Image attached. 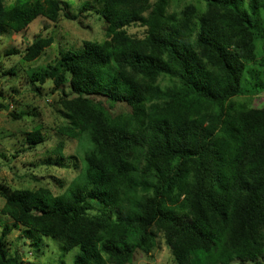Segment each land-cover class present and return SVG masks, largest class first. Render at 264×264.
Here are the masks:
<instances>
[{"label": "trees", "instance_id": "16d2710c", "mask_svg": "<svg viewBox=\"0 0 264 264\" xmlns=\"http://www.w3.org/2000/svg\"><path fill=\"white\" fill-rule=\"evenodd\" d=\"M7 1L0 26L14 32L63 12L60 0ZM198 1L203 12L191 3L177 15L166 0H102L104 38L30 76L60 94L70 120L57 131L77 138L82 181L57 194L0 191L12 220L0 231V264H26L22 246L8 253L14 227L35 244L52 238L62 255L77 248L71 264H130L160 242L170 264H264V108L231 103L264 90V53L260 68L245 65L256 40L264 52V0ZM138 23L141 37L127 30ZM51 43L36 35L22 58ZM116 104L125 110L114 114ZM43 139L35 127L18 151Z\"/></svg>", "mask_w": 264, "mask_h": 264}, {"label": "rangeland", "instance_id": "374dc122", "mask_svg": "<svg viewBox=\"0 0 264 264\" xmlns=\"http://www.w3.org/2000/svg\"><path fill=\"white\" fill-rule=\"evenodd\" d=\"M60 1L63 12L57 22L39 15L18 32L0 26V191L47 186L57 194L82 181L84 162L78 140L67 138L57 131L59 125L68 124L70 120L58 103L60 94L50 81L33 85L30 83V76L43 71L48 64L54 63L68 50L81 51L84 40L100 41L104 38L103 19L96 12L102 8L103 2ZM191 3L200 12L206 8L204 2L198 0H166V10L178 15ZM84 5L87 6L86 9ZM64 13L74 19L63 15ZM127 30L139 37L146 31L145 26L140 23L128 26ZM38 34L43 37L50 36L52 43L35 59L26 61L22 58V52ZM255 45L257 59L253 63L247 62V69L260 68L258 60L264 53L261 48L262 39L256 40ZM14 50L18 53H11ZM158 81L162 87L171 85L168 78ZM100 99L107 105V101ZM231 103L234 108L239 105L264 108V90L234 96ZM121 110L124 111L125 108L116 104L112 112L116 114ZM13 115L20 118L15 119ZM35 127H40L43 142L37 144L32 151H18L24 147L27 133ZM60 144L64 145L58 152ZM85 145L88 143L85 142ZM16 150L18 153H15ZM3 204L4 198L0 194V209ZM11 223L12 220L0 212V231L5 224ZM38 244L33 243L21 228L14 227L9 236L8 253L12 255L16 248L23 247L22 259L26 264H56L61 258L64 264H71L72 257L78 252L77 248H73L63 256L59 243L50 237L43 238ZM169 261L168 248L160 242L152 254L137 252L130 264H170Z\"/></svg>", "mask_w": 264, "mask_h": 264}]
</instances>
